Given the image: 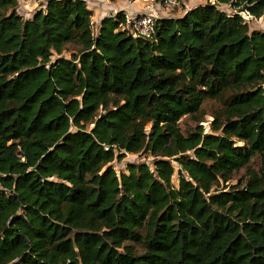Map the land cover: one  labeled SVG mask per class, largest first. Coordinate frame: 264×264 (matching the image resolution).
Wrapping results in <instances>:
<instances>
[{
    "label": "trees",
    "instance_id": "16d2710c",
    "mask_svg": "<svg viewBox=\"0 0 264 264\" xmlns=\"http://www.w3.org/2000/svg\"><path fill=\"white\" fill-rule=\"evenodd\" d=\"M18 4L0 0V264H264V32L211 2L154 39L119 30L123 11L95 34L86 0ZM208 99L213 132L184 134ZM142 152L154 169L111 164ZM256 155L245 186L213 189Z\"/></svg>",
    "mask_w": 264,
    "mask_h": 264
},
{
    "label": "rangeland",
    "instance_id": "374dc122",
    "mask_svg": "<svg viewBox=\"0 0 264 264\" xmlns=\"http://www.w3.org/2000/svg\"><path fill=\"white\" fill-rule=\"evenodd\" d=\"M187 1V5H185L184 9L190 10L193 9L199 5L207 4L208 2H211V0H185ZM89 7L94 9V16L92 17V20L94 21V32L97 34L100 28V17L103 15V13L99 12L95 7L92 5L93 2H96V0H86ZM101 3L104 5L103 1L101 0ZM137 1H135L136 5ZM107 7H112L118 9V11H128L130 12V5L131 0H106ZM47 6V0H19L18 7L16 11L21 15L24 19H29L34 16V14L39 10H45ZM102 6V5H101ZM106 6V5H105ZM221 6V5H219ZM220 10L226 11L228 14L232 15L234 13H242L245 10H240L233 6L232 4H223L222 7H218ZM131 11H133L131 9ZM243 20L244 23L247 24L249 29V34L253 31H262L264 32V15L261 17H254L248 15L247 12H244L243 14ZM78 51V46L75 43H68L65 47V50L63 52V56L70 58L72 56V53H76ZM122 100L125 99L124 96L121 97ZM224 108V101L220 99H208L202 106V112L199 115H185L180 120V128L184 134H189L190 132L194 131L197 125H202L204 127L205 133L213 132L212 129V122L214 120V114L217 112L222 111ZM93 127V124H87V129H91ZM150 126H148L147 129H149ZM235 141L237 144H243L242 141L235 138ZM154 161L155 156H153L150 153L142 152V153H126V156L121 159H115L111 164L115 168L118 174H120L122 171L127 172V165L129 163H147L150 165L151 169H154ZM172 163L174 164L176 168V172L172 177V184L175 187L179 186V170L180 167L178 163L175 160H172ZM261 167V157L259 155H256L251 162L248 164V166L241 168L240 170L234 172L232 177L229 181L225 182L221 180L213 189H223V188H230L234 185L243 187L246 185L247 179H248V169H254L259 170ZM140 232L142 233V230L140 229ZM131 243V242H130ZM135 249L138 252H142L143 249L136 244Z\"/></svg>",
    "mask_w": 264,
    "mask_h": 264
},
{
    "label": "built area",
    "instance_id": "2783aa9c",
    "mask_svg": "<svg viewBox=\"0 0 264 264\" xmlns=\"http://www.w3.org/2000/svg\"><path fill=\"white\" fill-rule=\"evenodd\" d=\"M135 1V0H133ZM137 3L142 5V9L137 13H129L123 11L125 14V21L120 23L119 30L127 32L135 38L154 39L156 34V23L159 19L163 18H178L176 15L180 14L182 17L187 13L184 7L187 5L185 0H136ZM217 7H222L223 4L217 0H211ZM221 5V6H219ZM118 10L113 9L106 12L105 17H116ZM248 15H252L247 9L243 11ZM235 14V13H234ZM234 14L230 15L233 16ZM239 14V13H238ZM241 15V13H240ZM255 17V16H254ZM4 173L0 171V177Z\"/></svg>",
    "mask_w": 264,
    "mask_h": 264
},
{
    "label": "crops",
    "instance_id": "0c3cea01",
    "mask_svg": "<svg viewBox=\"0 0 264 264\" xmlns=\"http://www.w3.org/2000/svg\"><path fill=\"white\" fill-rule=\"evenodd\" d=\"M104 5L101 3V0H96V2H93L94 5H92L93 7H95L97 10H99V12L103 13V15L100 17V20H102L105 16H106V12L108 11H111L113 9H116L115 7L112 8V7H107V4H106V0H102ZM136 1V0H135ZM135 1L131 0V7H130V12L129 13H137V12H140L141 9H142V5L139 4V3H136L135 5ZM192 1V0H191ZM102 5V6H101ZM106 5V6H105ZM91 8V7H89ZM92 9V8H91ZM131 9L133 11H131ZM94 10V9H93ZM118 10V9H116ZM128 12V11H127ZM177 17H180L181 15L180 14H177L176 15Z\"/></svg>",
    "mask_w": 264,
    "mask_h": 264
}]
</instances>
